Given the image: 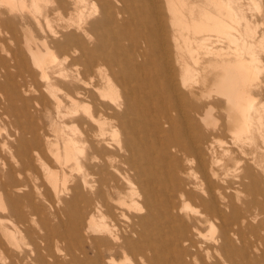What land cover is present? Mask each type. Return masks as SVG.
I'll return each mask as SVG.
<instances>
[{
    "label": "bare ground",
    "instance_id": "6f19581e",
    "mask_svg": "<svg viewBox=\"0 0 264 264\" xmlns=\"http://www.w3.org/2000/svg\"><path fill=\"white\" fill-rule=\"evenodd\" d=\"M0 1L12 9L18 2L22 9L27 8L26 0ZM40 1L32 2L38 8ZM250 1L258 9L257 13H262L263 1ZM92 5L96 10L92 26L97 23L104 27L86 29L87 34L93 35L94 31H102L106 27L111 28L112 32L115 27L118 28L116 33H112L110 40L112 53L101 57L104 68H99V71L103 74L105 86L96 89L101 99L100 104L94 106L93 94L82 90L79 92L70 82H60L56 87L57 90H67L66 94L73 105L70 113L74 124L80 125L84 121L89 125L88 130L83 131L80 126L73 124L71 135L65 138L64 134L62 136L63 130L55 126L54 131L60 133L63 142L50 141L48 150L52 152L59 169L48 165L38 145L34 148L36 160L44 169L43 178L47 185L37 182V176L33 179L35 182H32L25 175L26 170L36 171L34 159L29 154V149L35 147L33 144L20 149L9 145L8 139H14L12 133H8L7 139L1 141L3 149L12 153L16 162L21 164L16 176L13 167L0 156V256L5 252L1 256L3 264H239L238 261L248 257L249 249L255 245L247 246L245 235L252 227L249 216L256 220L261 215L258 204L264 192L255 188L252 200H242L241 194L251 192L253 177L264 176V158L260 156L261 159L258 160L256 154L253 155L256 168H250L248 164L242 166V160H238L239 163L233 170V175L237 177L236 188H232L231 184L225 187L219 184L224 179L216 172L213 163L217 157L216 144L222 141L218 138L219 133H223L221 127H225L233 135L231 142L241 146L244 153L245 146H257L256 133L264 148V115L255 106L257 98L250 91L257 80L258 71L256 72L254 65L255 61L262 59L259 57L261 52H258V42L252 36L257 44L249 38L251 43L244 45L247 52L252 53V59L247 60L238 45L235 46L241 39L238 41L232 36V30L237 29V24L241 23L240 18L246 19L241 0H92ZM165 7L169 10V19L177 27L174 36L176 51L184 48L198 53L203 49L200 55L195 56L197 63H202L205 56L214 57L202 66L204 74H200L205 88L199 95L185 79L182 86L172 82L168 70L172 47L164 24ZM249 22L244 30H254ZM212 30L225 34V38L231 44L234 43L235 48L230 52L223 48L215 49L207 42L210 36H204L198 41L183 33H209ZM76 34V31H70L66 35ZM247 36L250 37V33ZM56 37H59L57 33ZM179 38L184 40L183 46ZM195 43L198 46H193ZM79 48L73 43L68 49L61 48L59 53L64 61L72 58L77 63L84 56L81 52L76 56ZM119 48L122 56L119 55ZM260 49L264 50V47ZM44 55L37 51L33 52L32 57L42 70V79L48 80L44 65L48 60L55 62L57 57L49 54L45 58ZM120 57L122 67H118ZM181 59L182 56H179V60ZM182 61L184 68L189 71L187 62ZM111 62L118 69L115 67L112 71ZM3 71L2 76H5L8 70L3 67ZM211 77H215L217 91L227 99L228 116L225 123L212 115L215 108L211 105L200 112L205 101L202 103L199 99L204 95L211 96L214 89L209 88ZM67 86L73 88V92L70 93ZM49 89L53 92L52 87ZM4 91L0 90V96L6 99L8 92ZM182 95L192 100L190 104L195 112L193 121L198 122L197 125L206 124L212 128H204L199 137L191 140L188 145H183L182 141L191 133L177 130L178 119L172 114V109L178 108ZM53 97L62 105V101L55 98L56 95ZM25 108L28 109L27 105ZM82 108L84 116L77 117ZM131 115H134L133 118ZM147 115L151 117L150 120H147ZM94 125L98 126L96 131ZM106 135H111L116 147L124 151L125 156L117 152L113 142L102 146L95 141L99 137L106 142ZM117 157L127 166L124 172L116 169L117 174L128 184L126 187L117 181L114 173L104 172L107 168L115 172L114 168L117 167L114 166V161ZM92 159L99 161L92 166ZM182 160L188 164L197 161V169L186 172ZM169 166L173 170V176L166 182L156 177L155 171L165 170ZM66 168H70V174L66 172ZM75 170L80 178L70 185L69 177H72V171ZM196 172L202 177L201 183L181 177L185 174L190 177ZM89 176L96 179L94 184L87 179ZM213 177L220 180H213ZM160 184L162 188L158 189ZM86 187L95 188V212H92L84 224L92 236L84 239L76 252L66 235L50 228L41 214L46 201L53 205L51 192L59 202L60 195L69 189L73 191L74 200H86L90 198L89 195L81 192ZM195 189L203 194V198ZM193 196L200 197L205 207L203 212H190L188 199ZM178 199L183 201V205H179ZM237 211L240 216H237ZM78 215L80 211L72 221L74 228L81 230L82 220H79ZM36 221L40 222L41 227L37 231L32 227ZM217 221L221 224L218 236L206 240L203 228L209 225L212 231L218 227ZM258 226L262 228V222ZM23 234L31 239L27 248L18 244L22 240L19 237ZM61 241L67 242L68 248H60ZM255 246L258 249L259 243ZM90 251L98 258L90 256ZM102 251L108 254H98ZM130 255L139 257V261L133 260ZM249 264L264 263L256 257Z\"/></svg>",
    "mask_w": 264,
    "mask_h": 264
},
{
    "label": "rangeland",
    "instance_id": "374dc122",
    "mask_svg": "<svg viewBox=\"0 0 264 264\" xmlns=\"http://www.w3.org/2000/svg\"><path fill=\"white\" fill-rule=\"evenodd\" d=\"M32 1L33 0H26L27 8L25 9L21 8L19 2L16 7L12 9L8 5H6V3L0 1V90L4 89L8 92V95L6 94V99L0 96V156L4 157V160L8 163V165L13 167V169L15 170L14 175L17 176V171L21 168V164L16 162V158L13 157L12 153H10L8 150L3 149V144L1 141L4 138L7 139L8 133H12L14 135V139H8L9 145L15 146L20 149L24 146L28 147L29 144H33L35 147L29 149V154L34 159L33 163L35 165L36 171L33 172L30 170H26L25 175L28 176L29 180L32 182H35L33 179L37 176V182H43L46 184L47 182L43 178L44 169L41 163L36 160V149L34 148H37L36 146L38 145V148L44 154V159L46 160L48 165L59 169V165H57L52 152L48 150L50 148L49 142L56 140L63 142V138L61 137L60 133L57 134L54 131L55 126H58L63 130L62 136L64 134L63 137L66 138V136H68L69 134L71 135V127L74 124V118L72 116V113H70L73 105L70 101V98L66 94L67 90H57L56 87L59 86L58 84L60 82H70L75 85L74 88H76L79 92L82 90V92H90L91 94H93V105H99V101H101V99L96 89L97 87L104 88L105 86V79L103 78V74L99 71V68H104L101 57L103 55L106 56L109 55V53H112L110 40L112 39V33H116L118 28L115 27L114 31L112 32L111 28L106 27L105 30L94 31L93 35L87 34L85 32L86 29H89L91 27H104L103 25H98L97 23L93 24L92 26V23L96 17V10H94L92 0H41L38 8H36ZM262 1L263 11L262 13H257L258 9L253 6L250 0H241V5L245 9L246 19L240 18L241 20H239L241 21V23L237 24L239 26H236L237 29H234L235 31L232 30V36L235 37L238 41L241 39V42L239 41V44L237 42L235 46L238 45L241 52L243 51V56L247 60L252 59V53L247 52V49H245V46L251 43V40H248L249 38L252 39L254 37L253 39L258 42V44L253 41V39L252 42L259 45L260 48L264 47V41H262L264 38H262V36H264V0ZM30 5L34 6L30 7ZM165 8L166 11L164 24H166L167 39L169 40V45L170 47H172V56L168 68L172 82L179 86H182L181 84L185 79L188 81V83L190 82L189 84L194 87V91L199 95L205 88L204 84L202 83V75L204 74L202 66L214 57L205 56L202 59V63H197L195 60V56L200 55L204 51L203 49L198 51V53L191 52L188 49L185 50L184 48V50L182 49L176 51L177 49L174 48V36L176 35L175 30L177 29V27H175V24H172L173 22H171V19H169V10L167 7ZM247 20L248 22L250 21L249 24L250 26H252V29L254 28V30L256 29L257 31L251 29L244 30L248 27ZM84 25H86L87 27H85ZM178 28L183 30V28L179 25ZM70 31H76V36H67L66 34ZM233 31L235 33H233ZM238 32L240 33L238 34ZM55 33L58 34V38H55ZM183 33L189 34L192 38L198 39V41H200L204 36L208 38L211 37L209 39L210 41L208 40L207 42L214 46L215 49L223 48L224 51L230 52L233 50V48H235L233 45L234 43L231 44V41L225 38V34L219 33L218 31L212 30L209 33L205 32L198 34L183 31ZM246 33H250L251 36H247ZM245 36H247L248 38H245ZM243 38L244 40H242ZM179 39V42L183 46L185 43L184 40L181 38ZM73 43L80 47L78 49L79 51L76 53V56H78L80 52L81 54H84L83 59L79 60V62L77 63H74L72 61V58L64 61V57L59 53V50L61 48L68 49L72 46ZM125 45L128 46V43L125 42ZM193 46H198V43H195V45L193 44ZM259 47L258 49L260 51L258 50V52H263L262 55L261 53L259 55V57H261L262 59H260V61H255V65L254 61L252 62L255 66L256 72H258L256 73L257 80L255 81V84L252 85L253 87H250V91L255 96V98H257L255 106L264 115V50L260 49ZM37 51L45 54V58H47L49 54L57 57V60L55 62H51L48 60L44 65L48 80L42 79V70L34 62V58L32 57L33 52ZM120 51L121 49L119 48V55L122 56V51ZM179 56H182L181 60H179ZM118 59H120L118 60V67H122V57ZM182 60H185L187 62L186 66L189 68V71L184 68ZM3 67L8 70V73H6L5 76H2V73L4 74ZM115 67L116 69H118L117 66H115L111 62L110 69L113 71ZM215 83H217L215 81V77H211L209 81V88L211 90L213 88L214 89L212 90L211 96L208 97L204 95L203 98L199 99L202 103L205 101L203 106H201L202 110L200 112H203L204 108L207 105H211L215 108L212 115H214L216 119L218 118V120H222L225 123L228 116L226 111L228 103L227 99L222 96L219 91H217ZM51 87L53 88V92L50 91L51 89H49ZM67 88L70 93L73 92V88H71L70 86H67ZM121 92L122 94H124L123 90ZM51 93L56 95L55 98H59L62 101V105H59L60 103L58 104V102L56 101L57 99H54V95L51 96ZM181 97L182 99L180 98L181 102L178 108H176L175 110L172 109V114L178 119L177 130H185L191 133L190 136L192 138L188 136V138L182 141L183 145H188L191 140L199 137V134L203 132L204 128L207 130H210L212 128H210V126H207L206 124L197 125L198 122L193 121L195 112L190 104L192 101L191 98L184 97L183 95ZM177 98L179 100V97ZM120 102L122 101L120 100ZM26 105L28 109L25 108ZM4 110L6 111V113H4ZM109 111L111 110L109 109ZM84 114L85 111L82 108V110L80 109V111L78 112L77 117L84 116ZM133 116L134 115H131L132 118ZM146 118L147 120L151 119V117L148 115ZM78 124L79 123H76L73 126H80L83 131L88 130V123H85L83 121L80 125ZM127 125L128 123L126 122L125 127H127ZM97 127L98 126L94 125L95 131ZM221 130L223 133H219L218 138H220V140L222 141L219 142V144H216L218 148L216 153L217 157H215L214 159L215 162L213 163V167L219 174V176L224 180L219 179V181L214 177L213 180L219 181V184L224 187L228 184H231L232 188H236L234 186H237V177L233 175V170L235 169V166L238 165V160H242V166L248 164L250 168H256L252 157L254 154H256L258 160L261 159L262 156L264 158V148L262 140L256 133L255 143L257 144V146L255 148H251V146L249 147V145L245 146L246 152L244 153V150L241 146H238L231 142L233 135L229 131H227L225 127H221ZM126 131H128V129ZM89 132L93 133L91 131ZM122 136H124V133L122 134ZM111 138V135H106V142H104L99 137H97L95 141L98 142L99 145L105 146L106 144H110L111 142H113V139ZM112 145L114 146V148H116L117 152L120 155L125 156L124 151H120L119 148L116 147L114 142ZM207 156H209V154ZM106 158L107 157H105V159ZM217 158L219 162L216 161ZM88 160H90V158H88ZM96 160L92 159L90 161V164L94 166L95 163L97 164V162L99 161V159ZM181 162H183L184 167L186 168V172L193 169L196 170L198 167L197 161L193 164H188L187 162H185V160H182ZM114 166L117 167L114 168L115 172L114 170H111V168L104 169V172L106 173L109 171L114 173L117 181L120 184H123L125 187L128 186V184L116 172V169H118V171L120 172H124L127 167L122 161H120V157L116 158V160L114 161ZM0 170H2V166H0ZM95 170H97V168H95ZM75 171H72V177H69L70 185H73L80 178L79 173ZM66 172L70 174V168H66ZM155 172L156 177L161 181L165 180L164 182H166L170 176H173V170L170 168V166L165 170H160L159 172L157 170ZM200 176L201 175L198 172H196L195 174H191L190 177H188L186 174L181 175V177L187 180H189L190 178L192 181H197L198 183L202 182V177ZM87 179H89L92 184H94L96 180L92 176L87 177ZM252 185L253 188L251 192H245L241 194L242 200H252L255 194V188L261 189L264 192V176L260 175L253 177ZM161 188L162 185L160 184L158 189ZM93 189L87 187L82 189L81 192L89 195L90 197L86 200H74L73 191L69 189L65 194L60 195V202L57 201V196H55V194L51 192V200L53 201V205H51L49 201H46L44 205L45 207L42 211L43 213L41 214V218L47 220L46 222L48 223V226L50 228L59 230L64 235H66L67 240L73 243V249L76 252H78L79 245L83 244L84 239L92 236V234L86 230L84 224L86 223L88 217L92 214V212H95L94 209L96 198L95 195H93ZM195 192L199 196H201V198H203V194L200 193L199 190L195 189ZM229 193L234 194V192L232 191H229ZM259 199L260 202L258 205L261 207L259 210L261 212V215H259L256 220L249 216V221L252 223V227L248 229L245 235L247 246H250L251 244L256 245V243L258 242L259 248L257 249L256 246L253 245V248L249 249L250 253L248 257L243 260H239V264H249V262L255 260L256 257H258L260 261L264 263V193L260 196ZM178 201L180 206L183 205V201L181 199H178ZM188 203L189 205H191L190 212H203L205 210L200 197L193 196L188 199ZM81 209L83 210V212ZM79 211V220H82L80 224L81 230L75 229L74 223L72 221ZM240 215L241 214L237 211V216ZM259 222H262V228L258 226ZM32 227L36 231L38 229H41L40 222L36 221V223L32 224ZM220 228V222L218 223V227H216L212 231L210 229V226L206 225V227L203 228V231L206 234V240L210 239L212 236L217 237L220 232ZM213 232L214 234H211ZM53 237L56 238L55 236ZM19 238L22 240L19 241L18 239V244L21 247L27 248V245L31 241L29 236H25L23 234L22 237ZM59 246L60 248H68V243L61 241L59 242ZM3 254H5V252ZM3 254L1 256H3ZM98 254H101V256H103L107 255L108 253L102 251V253L98 252ZM95 255L96 254H94L93 251H90V256H92L94 259H97L98 257ZM1 256L0 264H3V257ZM134 259L139 261V257H133V260Z\"/></svg>",
    "mask_w": 264,
    "mask_h": 264
}]
</instances>
